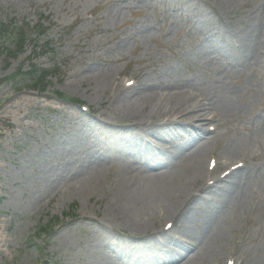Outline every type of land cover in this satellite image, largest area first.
I'll return each mask as SVG.
<instances>
[{
    "label": "rangeland",
    "instance_id": "rangeland-1",
    "mask_svg": "<svg viewBox=\"0 0 264 264\" xmlns=\"http://www.w3.org/2000/svg\"><path fill=\"white\" fill-rule=\"evenodd\" d=\"M190 1L195 5L187 7ZM220 1L210 0L213 4ZM201 3L0 0L2 24L20 27L26 23L48 30V37L34 35L25 52L11 60L5 55L10 46L0 38V264H173L172 258L168 259L171 253L163 251L165 257H158L157 252L167 243L154 237L159 230L168 231L171 220L148 214L153 218L144 230L131 229L110 213L113 194L120 188L116 189L117 182L129 163L120 157L135 154L130 162L133 170L150 174L151 181L157 179L159 184L170 177L171 170L187 168L193 150L201 144L197 155L205 156L208 171H212L210 160L219 159L223 153H230L234 164L245 161V192L221 208L207 205L186 214L184 222L192 227L191 243L196 249L179 264H264V81L260 75L264 67L237 66L234 60L240 52L235 47L229 51L231 57L221 56L225 62L234 63V70L218 65L227 68L228 74L202 71L205 58L214 56L211 38L218 41L221 36H211L197 25L199 13L195 9ZM263 3L249 0L243 7L234 6L229 20L245 19L246 11L254 13ZM235 31L240 36L245 30L237 24ZM47 40L55 50L53 55L40 51ZM32 63L60 69L61 74L50 79L44 94L19 80L9 82L22 66L28 69ZM132 78L152 84L155 102L164 100L166 106L173 100L188 104L191 98L186 95L193 93L208 97L214 104H228L216 112L233 114L228 120L223 118L218 131L211 129L192 142L193 146L184 151L186 159L177 150L191 141V132L182 140L177 132L162 140L152 136L145 140L138 131L136 138L141 136L157 153H131L115 143L111 131H127L133 124L132 119L119 118L112 110L116 86L120 81L128 86ZM59 93L73 101L61 100ZM125 93L126 100L136 97L131 89ZM77 101L80 103H74ZM143 107H131L129 113L137 108L144 112ZM172 157H177L174 167L167 165ZM146 162L147 170L138 164ZM101 165L113 169L107 176L94 177L104 168H99ZM153 168L155 171H150ZM228 170L223 166L212 173L220 178ZM84 179L89 181L82 187L93 184L100 189L80 193L78 181ZM183 189L191 194L200 192L193 182ZM73 205L77 218L65 219ZM55 218L59 223L50 236L42 237L40 229ZM145 241L151 244L148 250L152 254L137 256L136 246ZM169 248L173 255L181 251L173 242Z\"/></svg>",
    "mask_w": 264,
    "mask_h": 264
},
{
    "label": "bare ground",
    "instance_id": "bare-ground-1",
    "mask_svg": "<svg viewBox=\"0 0 264 264\" xmlns=\"http://www.w3.org/2000/svg\"><path fill=\"white\" fill-rule=\"evenodd\" d=\"M175 1V0H167ZM202 3L198 4L195 11L199 13L198 16V25L201 27L202 31L213 35L216 32L226 31V38L221 42H213L211 40L210 46L214 49L213 58H206L203 65L209 66L212 64H222L224 59L218 55L222 54V51H228L233 47L240 49L241 58L238 60H243V62H249L253 66L262 69L264 67V4L262 5L260 12L261 16L256 13L255 15H247L248 19L245 18L248 22V26L243 29L240 36H237L235 30H237L236 23L239 24L246 20L237 19L234 22H227L224 19V16L228 15V12H225L223 15H220L216 10L220 8L221 10L227 11V9L232 8L235 5L244 6L248 0H221L218 4H210L209 0H200ZM193 2H187L186 6H194ZM197 5V4H196ZM219 11V10H218ZM262 80L264 81V73H260ZM99 83L102 81L99 79ZM90 82L95 81L89 80ZM98 83V84H99ZM153 85L140 81V83L134 84V89L136 97L130 100L123 98L126 96L125 92H128L130 89H127L119 83L116 86L115 95L112 99V110L117 112L119 118L125 116L128 119H132L133 124L129 128L130 130L123 131H111L116 138L115 143L119 146H126L128 151L131 153H139L141 155L150 154L154 155L157 153L155 147L148 146L145 142L142 141L141 136L136 138L140 134L145 135V140L147 136H152L157 140H162L164 137L171 135L177 132L179 136L178 139L182 140L183 136H186L192 133L190 137V142L182 143L178 150L183 152L182 157L186 159L187 156L184 153L186 149L193 146V143L197 141V138L203 135V130L197 129L201 127L205 130L207 125L217 126L223 124V118L228 120V116L233 114L232 111H222L216 112V108H227V105H221L219 101H216L215 104L213 100H201L197 97H191V101L183 103L181 100L171 101V105L166 106L164 100L154 99V93L152 91ZM151 89V90H150ZM187 96V95H186ZM143 107L144 112H141L139 108L135 112L129 113L131 107ZM150 107V109H145ZM115 127L117 124H114ZM197 126V127H196ZM128 129V128H126ZM218 129V128H217ZM139 131V132H138ZM182 137V138H181ZM193 142V143H192ZM148 143V142H146ZM204 144H201L193 150L191 164L184 167L177 172L170 171V177L166 180L159 181V184L156 181H151L149 178L150 174L145 173L140 175L136 170H133V164H128L126 168V174L128 177H123L117 183L119 189L116 193L113 194V199L109 208L111 209L110 213L113 215V219L124 220L131 229L144 230L147 223L153 217H148V214H152L157 219L158 216L165 218L167 221H175L177 229L174 231L176 233L183 227L184 221L186 220V214L189 212H197L201 207L204 206H217L221 208L222 206L229 204L238 197H242L244 194V185L243 183L245 174L247 170L238 169L232 172L228 177L219 178L215 173L208 172L205 168V159L204 155H197L198 151L202 149ZM135 155V154H134ZM134 155L129 156L122 155L121 160H128V162L133 161L136 157ZM197 155V157H194ZM227 160V165L230 161H234V157L229 154H222ZM163 156V155H162ZM189 156V155H188ZM191 157V156H189ZM177 158V157H176ZM176 158H171L167 161V165L173 166ZM181 157H179L180 159ZM197 158V160H196ZM200 158V159H199ZM94 164H97L93 161ZM218 168L222 167V162L219 159ZM142 168L146 164H140ZM232 164V163H231ZM230 166V165H229ZM246 165H244L245 167ZM104 166L101 165L102 168ZM160 169V167H158ZM108 169L105 167L99 169L100 173L94 175V177H99L102 174H105ZM92 179H97L93 178ZM209 180L216 182L214 185L209 183ZM89 180H80L78 185L80 187V193H86L87 191H97L99 187L94 186L93 184L82 187L84 182ZM193 182L196 187H198V194H191L184 191V187L189 183ZM83 189V192H82ZM110 213L107 212V215L110 216ZM174 232H166L164 230H159V232L154 236L155 238H162L165 240V246H162L159 250L158 257H165L163 251L171 255L168 259H171V263L179 264L181 260L184 259L191 251L196 249L193 244H190L188 248H182V251L173 255L172 251L169 249V243L175 241L176 234ZM181 235L191 237L187 229L183 230ZM157 236V237H156ZM159 240V239H158ZM156 240V242L158 241ZM138 247V254L141 256H150L152 252L148 249L151 248V244L148 241H145L144 245L136 246ZM153 248V246H152ZM193 248V249H192ZM188 258V257H186Z\"/></svg>",
    "mask_w": 264,
    "mask_h": 264
},
{
    "label": "trees",
    "instance_id": "trees-1",
    "mask_svg": "<svg viewBox=\"0 0 264 264\" xmlns=\"http://www.w3.org/2000/svg\"><path fill=\"white\" fill-rule=\"evenodd\" d=\"M1 29L3 32H6L7 37L9 38L8 41H11L12 44H15L16 47L21 48L24 45L25 38H26V33L23 27L17 28V33H11L10 29L5 28L4 26L0 25ZM39 31V30H36ZM9 35V36H8ZM7 39V38H6ZM8 55H12L10 51L12 50H6ZM24 76V80H28L34 87L37 86H44L45 85V79L47 78V74L45 72L41 71H36L33 70L31 73H26V74H21V75H15V77H11V80H16L18 77ZM52 229V226L50 225L47 227V229H42L45 230L46 232L50 233Z\"/></svg>",
    "mask_w": 264,
    "mask_h": 264
}]
</instances>
